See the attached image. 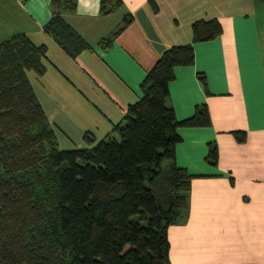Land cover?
Instances as JSON below:
<instances>
[{
    "label": "crops",
    "instance_id": "0c3cea01",
    "mask_svg": "<svg viewBox=\"0 0 264 264\" xmlns=\"http://www.w3.org/2000/svg\"><path fill=\"white\" fill-rule=\"evenodd\" d=\"M12 2L14 24L0 41L21 32L46 46L43 74H26L62 150L91 148L106 139L141 96L140 82L162 52L191 43L195 20L221 23V34L194 43V63L175 67L169 82L166 104L176 118L191 116L196 104L205 103L211 124L177 128L182 140L175 163L195 177L187 217L168 227V257L170 264H264V3L122 0L101 14L100 0H75L74 10L60 15L88 47L71 58L43 30L51 0ZM125 16L131 22L103 44ZM234 131H244L246 140L236 141ZM211 141L216 165L205 160Z\"/></svg>",
    "mask_w": 264,
    "mask_h": 264
},
{
    "label": "trees",
    "instance_id": "16d2710c",
    "mask_svg": "<svg viewBox=\"0 0 264 264\" xmlns=\"http://www.w3.org/2000/svg\"><path fill=\"white\" fill-rule=\"evenodd\" d=\"M121 4L100 0V13ZM51 8L43 30L74 58L88 46L59 10H74L75 0H51ZM131 20L125 16L103 44ZM221 32L217 19L195 20L191 43L162 52L111 135L91 148L66 150L59 149L26 74H43L46 46L21 32L0 41V264H170L167 230L187 217L195 177L175 163L182 140L177 128L211 121L205 103L178 120L166 104L169 82L175 67L194 63V43ZM197 77L209 93L204 73ZM233 135L239 143L246 140L244 131ZM205 160L217 164L212 141Z\"/></svg>",
    "mask_w": 264,
    "mask_h": 264
},
{
    "label": "rangeland",
    "instance_id": "374dc122",
    "mask_svg": "<svg viewBox=\"0 0 264 264\" xmlns=\"http://www.w3.org/2000/svg\"><path fill=\"white\" fill-rule=\"evenodd\" d=\"M13 4L12 0H0V37L5 34V31L9 26L12 27L14 24V21L10 20V17H12L11 12L15 8ZM113 136L115 135L113 134ZM133 218L137 219L138 216L135 215Z\"/></svg>",
    "mask_w": 264,
    "mask_h": 264
}]
</instances>
